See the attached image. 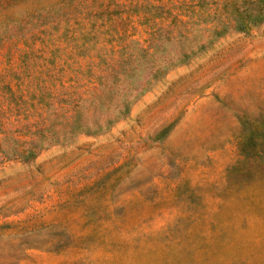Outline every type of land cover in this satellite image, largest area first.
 I'll return each mask as SVG.
<instances>
[{
  "label": "rangeland",
  "instance_id": "rangeland-1",
  "mask_svg": "<svg viewBox=\"0 0 264 264\" xmlns=\"http://www.w3.org/2000/svg\"><path fill=\"white\" fill-rule=\"evenodd\" d=\"M0 264H264V0H0Z\"/></svg>",
  "mask_w": 264,
  "mask_h": 264
},
{
  "label": "trees",
  "instance_id": "trees-1",
  "mask_svg": "<svg viewBox=\"0 0 264 264\" xmlns=\"http://www.w3.org/2000/svg\"><path fill=\"white\" fill-rule=\"evenodd\" d=\"M261 147V144H259L257 141H253V139H251L250 137L248 138V140L245 141V143L242 145V155L245 156V158L247 159H254L256 157H258V152H259V148ZM250 150V151H247ZM251 152V153H249ZM253 152V154H252ZM234 171V170H233Z\"/></svg>",
  "mask_w": 264,
  "mask_h": 264
}]
</instances>
